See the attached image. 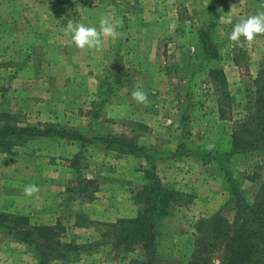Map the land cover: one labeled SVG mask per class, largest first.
Listing matches in <instances>:
<instances>
[{
  "label": "rangeland",
  "instance_id": "374dc122",
  "mask_svg": "<svg viewBox=\"0 0 264 264\" xmlns=\"http://www.w3.org/2000/svg\"><path fill=\"white\" fill-rule=\"evenodd\" d=\"M208 1L0 0V118L8 113L18 124L73 128L87 139L39 136L0 151V212L57 225L61 240L82 245L75 258L45 264H133L142 256L140 244L125 251L103 236L108 222L135 214L131 195L144 181L145 164L141 156L107 147L100 140L107 133L173 148L186 143L180 156L152 158L162 181L185 193L158 223L157 248L163 256L156 264L191 259L197 221L221 208L230 189L254 198L264 179V153L224 157L234 184L215 158L204 162L188 147L209 148L226 140L231 120L219 118V107L226 116H244L245 82L264 65V35L252 42L241 37L242 46L233 47L222 34L241 16L264 11V0H215L220 42L212 66L223 70L225 88L211 82L207 69L212 66L206 69L191 59L185 69L179 65L194 52L192 29L202 22ZM105 15L122 24L117 29L122 35L105 38L97 49L77 48L65 30L67 19L99 29ZM186 69L194 73L191 80L184 76ZM137 87L147 92V106L131 98ZM80 148L78 171L93 177L97 187L69 193L75 173L70 161ZM28 184L39 187L38 198L24 195ZM221 210L232 217L228 207ZM206 253L209 264H220L216 252ZM0 264L40 263L33 246L0 228Z\"/></svg>",
  "mask_w": 264,
  "mask_h": 264
},
{
  "label": "trees",
  "instance_id": "16d2710c",
  "mask_svg": "<svg viewBox=\"0 0 264 264\" xmlns=\"http://www.w3.org/2000/svg\"><path fill=\"white\" fill-rule=\"evenodd\" d=\"M215 3V0L208 1L202 22L192 29L191 43L194 52L184 55L183 64L179 62L181 69H185V64L190 59L193 63L198 61L199 66L207 69L219 58L220 41L215 29L217 25ZM183 73L188 80H191L194 74L187 69ZM207 75L219 88L227 87L226 77L220 67H210L207 69ZM244 92L242 119H235L232 113L226 116V111L218 108L219 118L231 120V129L225 141L218 145H210L209 148L203 144L188 147L190 153L193 150L197 152V155L192 156L204 162H214L215 158L218 162L217 166L219 165L224 171L225 179L234 184L230 162L224 157L230 153H264V65L250 82H245ZM3 115L0 118V151H7L39 136L53 137L58 140H81L82 142L87 140L77 129L56 127L49 123L18 124L10 121L8 113ZM100 140L107 147L118 150L122 154L141 156L145 160V164L141 165L144 181L132 191L131 195V199L138 206L135 214L120 216L108 222L103 236L108 234L111 240L109 242L116 249L125 251L140 244L143 249L142 256L134 259L133 264H156L163 256L157 248L158 223L162 217L171 212L173 205L185 193L162 181L156 171V162L152 158L180 156L187 150L186 143L180 141L173 148L162 143H146L137 136L127 137L112 133L100 136ZM165 151L168 154L164 155ZM81 157L80 148L70 161L75 173L66 187L69 193H86L97 187L93 177L85 176L78 171ZM246 176L250 175L246 174ZM224 207L233 211L231 218L222 212L221 209ZM197 222L199 233L196 235L195 249L191 259L183 264H209L207 260L210 259V255L206 253L209 251L216 252L220 264H264V179L259 181L251 201L243 195L241 189L234 187L229 190L221 208L201 217ZM0 228L9 234L20 236L28 245L33 246L40 264H45L52 259L61 261L73 259L78 255L79 247H82L78 243L61 240L57 225L31 221L28 215L19 212L1 211ZM201 260H203L202 263Z\"/></svg>",
  "mask_w": 264,
  "mask_h": 264
},
{
  "label": "clouds",
  "instance_id": "9594fccd",
  "mask_svg": "<svg viewBox=\"0 0 264 264\" xmlns=\"http://www.w3.org/2000/svg\"><path fill=\"white\" fill-rule=\"evenodd\" d=\"M66 32L71 35V40L79 49H97L102 47L105 38L115 39L122 34L117 31L122 27L121 23L102 16L99 20V29L95 26H87L84 23L76 22L73 19H67ZM257 35H264V11L257 12L254 15L241 16L236 22L232 30L226 34H222V38H226L233 47L242 46L244 41L252 42ZM131 98L138 104L147 106L149 104L148 94L141 87L134 88ZM40 189L35 184L24 186L23 193L25 196L38 198Z\"/></svg>",
  "mask_w": 264,
  "mask_h": 264
}]
</instances>
